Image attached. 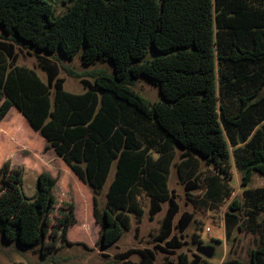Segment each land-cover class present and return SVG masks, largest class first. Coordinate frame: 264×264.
I'll return each mask as SVG.
<instances>
[{"label":"trees","instance_id":"1","mask_svg":"<svg viewBox=\"0 0 264 264\" xmlns=\"http://www.w3.org/2000/svg\"><path fill=\"white\" fill-rule=\"evenodd\" d=\"M0 29L7 35H0V118L15 106L45 140L43 150L52 149L89 187L101 233L110 218L124 229L131 215L139 220L145 213L138 199L142 193L148 197L149 220L167 202L153 248L122 252V264H153L156 250L173 254L185 245L193 215L184 211L174 222L179 204L168 186L178 150L179 175L194 188L181 168L193 166L195 154L228 174L230 144L253 132L245 143L247 155L237 157L241 185L250 182L253 171L264 174V145L253 143L254 127L264 114L255 119L250 113L256 103L251 96H240L235 113L219 102L242 82L257 84L256 91L264 86V0H71L57 15L50 0H0ZM15 41L70 58L80 52L86 64L108 59L113 73L101 70L92 81L82 78L83 91L72 92L48 58L37 54L46 80L34 68L17 64ZM141 75L158 86L161 100L151 101L132 87V79ZM113 164L102 208L98 196ZM11 169L8 160L0 165V232L34 247L43 243V227L57 199L56 177L38 173L36 195L28 199L18 187L22 170ZM10 188L15 192L7 195ZM243 196L250 203L249 218L264 211V188L246 187ZM60 201L68 205L60 240L80 243L67 238L75 223L74 202ZM229 208L238 210L241 203L234 199ZM226 215L227 221L236 217ZM193 241L201 242L195 234ZM132 253L139 254L138 261L127 260ZM251 261L264 264V236ZM175 264L213 263L197 253L188 260L182 252ZM222 264L244 263L232 258Z\"/></svg>","mask_w":264,"mask_h":264},{"label":"rangeland","instance_id":"2","mask_svg":"<svg viewBox=\"0 0 264 264\" xmlns=\"http://www.w3.org/2000/svg\"><path fill=\"white\" fill-rule=\"evenodd\" d=\"M50 1L53 2L55 15L64 12L71 3V0ZM0 35L7 36L1 29ZM15 46L18 55L17 64L34 68L46 80L44 71L38 66L37 54L48 58L49 63L57 66L58 75L64 78V88L72 92L83 91L82 78L92 81L101 70L113 73L112 64L108 59H96L94 62L86 64L83 63L80 52L70 58L59 50L52 53L40 52L17 41H15ZM256 69L262 70L261 67ZM131 85L151 101L162 99L158 86L143 75L133 78ZM256 85L242 82L229 94L221 97L219 102H223L230 113H235L242 103L240 96H251L249 101L256 103L249 108V111L256 119L264 114V86L256 91ZM2 122L0 127V165L8 160L10 168L15 169L18 166L23 168L19 175V191L24 198L32 199L39 187L38 172L44 171L43 166H48L49 162L50 174L56 177L53 189L57 199L50 206L43 227L42 244L34 247L24 246L8 240L0 232V264H122L124 260L121 256L122 252L130 248H153L155 244L153 236L159 230L167 202H162L161 211L152 220H149L147 217L148 197L142 193L138 199L145 213L139 220L131 215L130 227L124 229L115 225L113 219L110 218L108 221L110 226L101 233L100 224L93 215L92 192L89 187H86L58 157L68 170L67 173L51 149L49 151L42 149L41 145L44 144V139L35 130H30L27 120L15 106L6 112ZM2 127H8L11 133L4 132ZM254 130H258V133L253 143L264 145V120H260ZM233 132L236 136L239 130L234 129ZM253 135V132L245 137L241 135L242 142L235 145L230 144L231 166L228 174L220 172L218 167L195 154V164L190 168L184 166L181 168L184 179L190 178L195 182L196 187L194 188H191L189 182L185 183L179 175L176 165L180 161V150L177 151L168 174L169 189L174 192L179 204V212L174 222H178L184 211L192 213L193 219L184 232L185 245L175 249L173 254L156 250L153 264H175L178 262V255L182 252L185 253L188 260L192 259L194 253H197L196 247L199 244L213 247V254L210 258L200 254L203 259L213 264H222L232 258H238L244 264H252V249L260 246L264 236V211H258L255 218L248 217L250 203L248 199H244L243 189L246 187L264 188V174L253 171L250 182L246 186L241 185V172L237 165V157L247 155L245 143ZM22 145L25 146L22 147ZM48 156L51 157L47 158ZM114 170L115 164L112 165L103 190L98 196L102 208L105 191ZM74 179L87 188L90 196L86 194V188L80 184L78 186ZM14 192V189L10 188L6 194L11 195ZM62 197H67L75 205V223L69 226L67 238L80 243L66 245L60 240L61 219L68 210V205L64 206L60 201ZM234 199L241 203V208L238 210L229 208ZM9 200L14 201L15 197L11 196ZM226 211L236 214V217H229L227 221ZM15 213L13 212L11 217ZM136 226L139 227L138 231L135 230ZM174 232L176 231L174 230ZM194 234L199 236L201 242L193 241ZM139 258V254L132 253L127 260L133 262L138 261Z\"/></svg>","mask_w":264,"mask_h":264},{"label":"crops","instance_id":"3","mask_svg":"<svg viewBox=\"0 0 264 264\" xmlns=\"http://www.w3.org/2000/svg\"><path fill=\"white\" fill-rule=\"evenodd\" d=\"M12 106H10L9 108H8V110L11 108ZM16 108V107H15ZM17 109V108H16ZM7 110V111H8ZM18 110V109H17ZM6 111V112H7ZM19 111V110H18ZM6 112L2 115V117L0 118V127L2 126V121L4 120V118H5V115H6ZM22 115V114H21ZM20 116V115H19ZM23 116V115H22ZM24 117V116H23ZM20 118H21V116H20ZM25 118V117H24ZM26 119V118H25ZM22 121H24V120H22ZM28 122V121H27ZM23 123H25V122H23ZM29 126H30V124L29 123H27ZM33 128L30 126V130H32ZM2 130H4V132H10L11 133V131H10V129L7 127H2ZM34 130V129H33ZM3 132V131H2ZM43 138V137H42ZM44 144H45V140H44ZM44 144H42L41 145V147H42V149H43V145ZM19 146V145H18ZM18 146H14V147H18ZM25 145H22V147H24ZM41 150V149H40ZM50 149H48V151H49ZM52 150V149H51ZM42 151V150H41ZM53 151V150H52ZM35 153H37V152H35ZM53 153H54V155L57 157V161H59L60 163H61V161H60V159L58 158L59 156H57L56 154H55V152L53 151ZM49 157H51V156H48L47 158H49ZM62 159V158H61ZM51 162V161H50ZM66 164V163H65ZM51 165V164H50ZM61 165H62V168L64 169V170H66V172L68 173V170L65 168V166H64V164H62L61 163ZM67 165V164H66ZM21 170L23 169L21 166H18ZM49 162H48V166H43V168L45 169L44 171H47L48 173H50V169H49ZM67 167H69L68 165H67ZM70 169V168H69ZM71 170V169H70ZM43 171V170H42ZM72 171V170H71ZM41 172V171H40ZM40 172H38V173H40ZM79 179V178H78ZM75 180V179H74ZM80 180V179H79ZM76 181V180H75ZM81 181V180H80ZM82 182V181H81ZM83 183V182H82ZM76 184L78 185V184H80V185H82L80 182H78V181H76ZM84 184V183H83ZM86 187H87V185L86 184H84ZM79 186V185H78ZM83 186V185H82ZM85 186H83V187H85ZM85 187V188H86ZM86 190V194H88L89 196H90V193L88 192V190H87V188L85 189ZM92 203H93V201H92Z\"/></svg>","mask_w":264,"mask_h":264},{"label":"water","instance_id":"4","mask_svg":"<svg viewBox=\"0 0 264 264\" xmlns=\"http://www.w3.org/2000/svg\"><path fill=\"white\" fill-rule=\"evenodd\" d=\"M239 142H242L241 134H239ZM196 252L206 258H210L213 254V247L210 245L199 244L196 247Z\"/></svg>","mask_w":264,"mask_h":264}]
</instances>
